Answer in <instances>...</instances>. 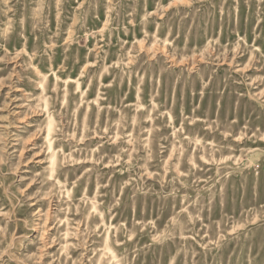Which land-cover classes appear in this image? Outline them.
<instances>
[{
    "label": "rangeland",
    "instance_id": "374dc122",
    "mask_svg": "<svg viewBox=\"0 0 264 264\" xmlns=\"http://www.w3.org/2000/svg\"><path fill=\"white\" fill-rule=\"evenodd\" d=\"M0 264H264V0H0Z\"/></svg>",
    "mask_w": 264,
    "mask_h": 264
}]
</instances>
